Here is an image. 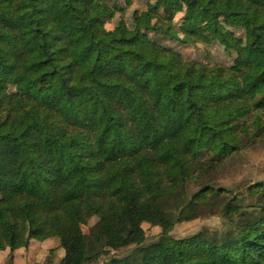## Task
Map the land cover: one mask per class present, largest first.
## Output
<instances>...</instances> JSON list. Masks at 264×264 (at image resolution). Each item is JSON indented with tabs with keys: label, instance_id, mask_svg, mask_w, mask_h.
<instances>
[{
	"label": "trees",
	"instance_id": "obj_1",
	"mask_svg": "<svg viewBox=\"0 0 264 264\" xmlns=\"http://www.w3.org/2000/svg\"><path fill=\"white\" fill-rule=\"evenodd\" d=\"M119 1L0 0L6 264L50 239L57 264H264V182L231 197L211 183L191 191L264 135V0H182L183 38L169 0L134 10L132 28L106 31ZM150 34L217 42L233 66L187 61ZM208 216L224 226L171 236ZM93 217L111 232L96 255L81 229ZM142 224L161 230L156 240L146 244Z\"/></svg>",
	"mask_w": 264,
	"mask_h": 264
},
{
	"label": "rangeland",
	"instance_id": "obj_2",
	"mask_svg": "<svg viewBox=\"0 0 264 264\" xmlns=\"http://www.w3.org/2000/svg\"><path fill=\"white\" fill-rule=\"evenodd\" d=\"M154 0H131L129 7L124 6L121 0L115 2L118 11L112 18H104V29L112 31L119 21H124L128 28L133 27L132 13L134 10L143 11L147 5L152 4ZM124 7L123 10L120 7ZM170 23L173 30L179 38H183L188 31V25L183 20L185 9L182 0H169ZM198 15V13H197ZM235 37L244 40V32L241 29L233 27H225ZM150 38L165 48L171 49L179 53L185 60L200 63L208 67H226L233 66V53H226L224 49L217 43L194 45H181L175 40L166 36H158L150 34ZM259 182H264V135L256 142L245 145L243 149L232 158L224 161V163L214 171L207 179L202 180L198 184L191 186V191L199 189L201 184L213 185L216 188H226L231 191L232 195L244 193L246 187ZM185 199H181L175 203L179 209ZM224 226L222 220L217 216L202 217L194 221L185 222L176 225L171 231V236L180 239L194 234L202 229H220ZM142 228L147 237L146 244L157 239L161 230L149 224H142ZM82 232L87 243L90 255H96L105 249V245L110 238L111 232L103 230L96 217L91 218L88 223L82 226ZM51 242L35 243L29 251H21L17 264H57L62 256V251L58 247V242L51 239ZM113 254V253H112ZM117 255V254H114ZM3 261V260H2ZM104 258L100 257L97 263H102ZM2 264V263H0Z\"/></svg>",
	"mask_w": 264,
	"mask_h": 264
},
{
	"label": "crops",
	"instance_id": "obj_3",
	"mask_svg": "<svg viewBox=\"0 0 264 264\" xmlns=\"http://www.w3.org/2000/svg\"><path fill=\"white\" fill-rule=\"evenodd\" d=\"M51 240V239H50ZM50 240H47V241H44V242H32V244L30 245V247L28 249H20V250H17L15 253H14V261H13V264H17L18 263V260H19V255H20V252L21 251H29L32 247L33 244L35 243H45V242H51ZM9 255V252L8 251H4L2 253H0V263L2 264H6V260H7V257ZM3 260V261H2Z\"/></svg>",
	"mask_w": 264,
	"mask_h": 264
}]
</instances>
